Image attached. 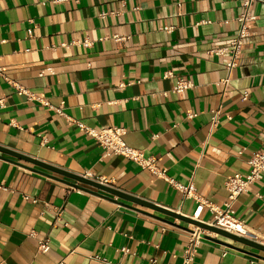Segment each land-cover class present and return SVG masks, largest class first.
Here are the masks:
<instances>
[{
  "label": "crops",
  "instance_id": "obj_1",
  "mask_svg": "<svg viewBox=\"0 0 264 264\" xmlns=\"http://www.w3.org/2000/svg\"><path fill=\"white\" fill-rule=\"evenodd\" d=\"M251 10L229 70V55L213 50L237 33L241 0H0V145L192 217L196 199L107 155L78 122L120 126L129 146L223 207L226 177L248 173V158L264 149V0ZM176 77L194 86L175 93ZM0 185V264L182 262L186 220L1 152ZM232 207L264 234V174ZM211 219L205 208L199 220ZM211 232L190 264H264L263 251Z\"/></svg>",
  "mask_w": 264,
  "mask_h": 264
},
{
  "label": "built area",
  "instance_id": "obj_2",
  "mask_svg": "<svg viewBox=\"0 0 264 264\" xmlns=\"http://www.w3.org/2000/svg\"><path fill=\"white\" fill-rule=\"evenodd\" d=\"M255 0H241L242 11L238 15L237 20L239 22V27L235 36L229 42V45L221 47L219 49H214L213 52L217 54H228L230 57L227 67L231 70L233 67L237 66V60L241 54L244 39L249 35V23L256 19V16L251 10L252 3ZM169 29V27H167ZM117 42L125 40L126 36L113 35ZM88 43V41H84ZM1 74V69H0ZM163 77H175L171 71L164 73ZM228 78L225 79V82ZM9 82L17 89L19 93H25L29 99H36L33 93L28 92L20 84L10 81ZM194 86L193 82L189 79L182 77H176L175 84L173 86V91L175 93H181ZM246 96V95H245ZM45 105H49L47 101H43ZM0 105L3 106V99H0ZM59 113L61 109H56ZM196 114L192 113L189 117H194ZM217 118L213 121V126L217 124ZM79 127L86 132L88 135L94 137L105 149L107 155L114 154L127 158L135 162L138 166L143 169L148 170L153 175L165 179L173 187L179 190L185 197H193L197 201V205L193 212L192 218L199 220L201 213L205 208H207L212 213V219L207 222L217 228L225 230L229 233L235 234L240 237L256 241L264 245V234L258 233L251 230L243 220L235 215V210L232 207L233 202L237 199L239 195L249 191L254 183H256L261 176L264 174V149H259L254 151L247 160L249 165V171L246 174L239 172L230 174L226 177L225 188L228 191V198L224 203L223 207H220L214 203L204 200L199 197L194 185V182L190 180L187 184L181 183L172 177L167 175L165 169L158 165V160L154 156H148L145 154L143 149H138L129 146L125 140L124 135L126 129L120 126H108L102 127L100 129H95L92 127L85 126L78 122ZM87 177L94 178L91 173L86 174ZM101 183L112 184L113 180L106 178H95ZM0 188L5 189L3 185ZM80 191V190H78ZM60 214V212L58 213ZM212 233L211 231L201 228L195 224L192 225L190 230L187 244L182 252V262L181 264H190L198 251L200 244L206 235ZM32 235L34 233H31ZM39 250L42 252H47L50 249V244L48 239H40L38 241ZM124 252H129V249L124 247L122 249ZM123 264V263H116Z\"/></svg>",
  "mask_w": 264,
  "mask_h": 264
},
{
  "label": "water",
  "instance_id": "obj_3",
  "mask_svg": "<svg viewBox=\"0 0 264 264\" xmlns=\"http://www.w3.org/2000/svg\"><path fill=\"white\" fill-rule=\"evenodd\" d=\"M0 152L1 153H5V154H9L11 156H14V157L20 159V160H24V161L30 162V163H32L34 165H37V166H39V167H41L43 169L48 170V171L55 172V173H58L60 175L65 176V177L71 178L73 180H76L79 183H82V184H85V185H89V186L95 187L97 189H100L102 191H105V192H108L110 194H113L115 196L121 197L123 199H127L129 201L142 204L144 206L150 207L152 209H155V210L160 211L162 213L171 215L173 217L181 218V219L186 220V221H188V222H190L192 224H195V225H197V226H199L201 228L207 229L209 231H213V232H215L217 234L226 236V237L231 238V239H233L235 241L244 243L246 245H249L251 247H254V248L259 249V250L264 252V245H262V244H260V243H258L256 241H252L250 239H247V238L240 237V236H237L235 234L229 233V232H227L225 230H222L220 228H217V227H215V226H213V225H211L209 223L193 219L190 216L188 217V216L176 213L175 211H172V210L167 209L165 207H162L160 205H156L155 203H151V202H148V201L133 197L132 195L124 193L123 191H121V190H119V189H117V188H115V187H113L111 185L101 183L100 181H98L95 178L87 177L86 175L77 174V173L62 169L60 167H56V166L51 165L49 163H46V162L40 161L38 159H35L34 157H31L30 155L19 153L17 151L8 149V148L3 147L1 145H0Z\"/></svg>",
  "mask_w": 264,
  "mask_h": 264
}]
</instances>
